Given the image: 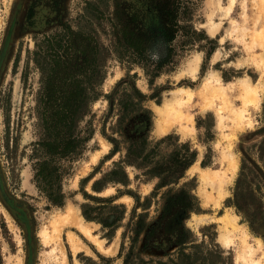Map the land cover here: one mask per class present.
<instances>
[{"label":"rangeland","instance_id":"obj_1","mask_svg":"<svg viewBox=\"0 0 264 264\" xmlns=\"http://www.w3.org/2000/svg\"><path fill=\"white\" fill-rule=\"evenodd\" d=\"M189 1L191 30L176 42L174 66L151 76L140 64L111 51L107 20L111 0H0V54L4 50L0 62V264H28L32 257L33 264H61L63 257L66 264H264V69L254 63L264 59V49L253 45L255 30L264 26V20L256 19L260 2L234 0L230 14L225 15L229 0ZM96 7L105 12L102 19L95 17ZM216 21L219 29L211 34L210 24ZM69 30L94 37L110 52L91 113L74 128L75 136L86 140L76 153L51 158L37 145L48 130L41 105L43 75L57 50L56 42ZM195 56L200 57V65L193 78L184 70ZM211 73L222 85L234 86L226 90L231 104L221 116L216 112L218 100L211 108L200 109V91ZM239 78L261 87L259 106L248 105L247 119L241 122L233 113L243 106L236 87ZM184 89L193 91L184 109L192 115V132L184 136L172 126L158 133L155 108L172 92ZM57 132L52 130L51 135L56 137ZM169 136L152 152L155 143ZM142 140L144 153H150L153 163L137 169L124 160L129 146ZM184 144L197 152L195 162L177 183L157 188L159 179L151 178L147 170L155 162H167L174 153L185 157ZM44 159L52 175L39 179L50 191H61V206L51 204L36 181ZM230 159L237 164L234 174ZM193 166L216 174L221 184L203 187L199 172H190ZM122 170L126 184L113 183L111 179L123 177ZM93 185L102 190L95 191ZM1 189L22 204L33 241L21 218L4 202ZM169 198H179L186 208L192 205L197 211L188 209L181 219L172 220L169 217L177 207L171 215L163 214ZM69 205L89 223L102 249L76 227L65 225L59 246L53 241L43 244L40 231L45 228L53 234V218ZM83 209L94 219H86ZM226 214L235 218L237 227L230 228L233 241L227 247L219 240L220 219ZM152 227L155 231L149 232ZM165 228L171 233L162 236ZM69 232L82 246L77 252L68 241Z\"/></svg>","mask_w":264,"mask_h":264},{"label":"trees","instance_id":"obj_2","mask_svg":"<svg viewBox=\"0 0 264 264\" xmlns=\"http://www.w3.org/2000/svg\"><path fill=\"white\" fill-rule=\"evenodd\" d=\"M112 10L107 16L110 26V48L119 58L127 57L129 62L140 64L151 76H158L174 66L176 56V42L188 37L190 5L189 0H111ZM95 17L102 19L105 12L96 7ZM57 50L45 66L43 75L42 113L47 119L48 130L45 136L37 143L38 150L51 158H64L80 149L85 138L75 136L76 124L91 113V104L95 101L104 75L105 56L110 52L109 47L102 46L94 37L83 32L68 31L57 42ZM57 130L56 137L51 135ZM166 137L155 143L152 152L162 142L170 139ZM131 144L125 155V164L137 169L153 163L150 153H144L143 145ZM144 143V144H143ZM185 157L172 154L170 160L161 164L154 163L147 170L151 178L159 179L157 188L175 184L184 175V172L196 160L197 152L189 150L187 146ZM48 159L40 162L36 181L51 204L61 206L63 195L60 190L50 191V187L43 184L42 179L50 178L52 172L47 167ZM121 171V168H119ZM114 172H118L117 169ZM113 172V173H114ZM48 173V174H45ZM122 178L111 179L113 183L126 184L127 176L122 170ZM97 182L94 183V185ZM93 189L101 191L102 189ZM179 198H169L164 208L167 215L174 208L178 209L172 218L179 217L189 209L197 211L195 206L186 208ZM190 200H195L189 196ZM83 215L93 220L83 209ZM165 218V217H164ZM154 227L149 229L153 232ZM171 232L163 230L162 236ZM186 259L187 255H183Z\"/></svg>","mask_w":264,"mask_h":264},{"label":"bare ground","instance_id":"obj_3","mask_svg":"<svg viewBox=\"0 0 264 264\" xmlns=\"http://www.w3.org/2000/svg\"><path fill=\"white\" fill-rule=\"evenodd\" d=\"M234 2H235L234 0H229L228 5L223 9L225 15L230 14L231 9L234 6ZM259 2H260L259 7H257L258 8V11H257L258 17L256 18L257 21H259L261 19L264 20V0H259ZM216 6H217V9H219V4H216ZM219 26H220V23H217V21H216V23L212 22L210 24L211 34H215L218 31ZM220 40L222 42L224 40V38H221ZM253 45L262 47V49H264V26L261 25L260 30H258V31L255 30L254 44ZM259 58L260 59L254 63L256 64V66L258 68L262 67L261 69H264V59H261V57H259ZM199 63H200V57L195 56L193 58V60L192 61L190 60V62L187 64V67L184 70V73L186 72L194 78L195 74L198 70V66L200 65ZM214 76H215V74L211 73L209 75V77H206V79L204 80V84H203L201 91H200V98L202 100V106L200 109L202 111H204L207 108H211L214 100H218L219 105L216 108V112L219 116H221V115H224V111H225L226 107L229 106V104H231L226 99V90H232L234 88V86H232V85H230V86L228 85L229 87L224 86L221 83H219V78L216 77L217 75L215 77ZM237 81L238 82L236 84V87L240 91V96L242 99V105L243 106H242V108H240L237 111L233 110V113L235 115L234 116L235 120L238 122H241L242 120L247 119L246 118V113H247L246 111H247L248 105H251L254 107L259 106V94L261 92V87L253 86L251 81L247 78H239ZM192 96H193V91L191 89H184V90H181L179 92H172V95L170 98L163 101V104L161 106H158L155 108V111L157 113L156 115H158L159 119H160V123H159L158 128H157L158 133H161V134L165 133L172 126H177L178 131L181 132L182 135H184V136L188 135L189 133L192 132V127H191L192 115L190 113H187L186 110H184L187 106H189L190 102L192 101ZM248 124L250 125L249 120H248ZM97 157H98L97 154L93 155V160L96 161ZM229 165H230L229 166L230 172L232 174H234V172L237 168V164H236L235 160L230 159ZM194 171L199 172L198 173L199 174V180L202 183L203 187L204 186H212V185L215 186V184H217V185L221 184L219 179L217 178L216 174H212V173L210 174V173L206 172L207 170L205 171L204 169H200L198 166H193L191 168L190 172H194ZM204 196L207 197L206 192H205ZM216 206H218V205H216ZM234 219L235 218L233 216H230L229 214H226L224 217H222L220 219V221L223 224V226L221 227V231L223 233L221 234L219 240L222 243V245H224L226 247L229 246L231 244V242L233 241L232 238L230 237V231H231L230 228L232 230L237 229ZM51 224H52V228H53V234H52V232L51 233L48 232L45 228H43L40 231V236L42 238V242L45 245H48V243H50L51 241H53L54 244L58 245V243L60 241L61 227L65 225V226L76 227L83 235H85L87 238L92 240L100 249H102L101 242H99L95 237L92 236L91 227L89 226V223L85 222L78 215V210L75 209L72 205L67 206L66 210L63 213L54 217ZM67 238H68V241L71 245L72 250L74 252H77V250H79V248L81 246V245L79 246V241L77 240V236L74 233L69 232L67 235ZM60 251H61L62 255L64 256V251L61 249H60ZM114 251L115 250H113V252ZM106 252H107V250H106ZM54 253H55V248H53L52 251H50L49 256L54 257ZM109 253H110V251H109ZM62 255H61V258H62ZM60 263L66 264L64 257L62 258V261ZM76 264H78V263L76 262ZM254 264H259V263H258V261H256V262H254Z\"/></svg>","mask_w":264,"mask_h":264},{"label":"water","instance_id":"obj_4","mask_svg":"<svg viewBox=\"0 0 264 264\" xmlns=\"http://www.w3.org/2000/svg\"><path fill=\"white\" fill-rule=\"evenodd\" d=\"M8 40V37L7 39ZM6 43V42H5ZM6 47V46H5ZM3 54H4V50L3 52H1L0 54V62H1V59L3 57ZM2 185L0 184V187ZM2 188V187H1ZM1 192L2 189H1ZM2 196H3V200L4 202L7 204V206H9V208H12L15 212H16V215L17 217L20 219L21 218V221L23 222V224L26 226L27 228V237L29 239V241H33V236L30 235L29 233V223L27 222V219L25 218V215L23 213V208H22V204L18 201H14L12 198H10L8 195H6L4 192L2 193ZM32 255H33V248H32ZM28 264H33V257L30 259V261L28 262Z\"/></svg>","mask_w":264,"mask_h":264}]
</instances>
